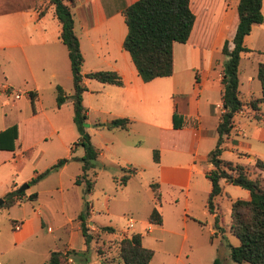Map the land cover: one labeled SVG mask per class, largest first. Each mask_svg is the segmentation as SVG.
<instances>
[{
    "label": "crops",
    "instance_id": "obj_1",
    "mask_svg": "<svg viewBox=\"0 0 264 264\" xmlns=\"http://www.w3.org/2000/svg\"><path fill=\"white\" fill-rule=\"evenodd\" d=\"M134 1L136 0H74L72 9L74 31L84 58L83 64L89 56L92 63L100 65L96 70H114L122 80L120 86L101 82H99L101 86H95L89 84L90 79L84 78L87 90L83 93V103L87 107L86 100L88 101L89 95L93 92L110 97L113 111L108 113L112 119H130L131 123L128 128L121 129L129 131L134 122L155 125L152 120H146L144 116L154 114L153 111L158 114L157 104L160 103V99L163 100L158 105L162 104L164 115L168 114L170 121L167 125L157 126V144L161 151L158 154V161H153L156 168L153 171L154 179L150 180L149 184L157 183L160 191L168 186L185 192L187 207L182 218L186 225L189 210L188 196L192 185L195 187L193 192L200 196L203 209L208 211L206 201L211 190V183L206 174L212 169V164L208 161V153L207 155L199 154V148L204 139L216 137L217 140L216 126L223 111L221 73L223 63L227 59L221 49L224 42L230 40L235 31L239 0H190L189 6L195 19L187 41L173 44L172 74L167 77H157L148 82L142 81L130 55L122 49V41L127 28L121 11ZM261 12L264 18V0H262ZM15 23H18V26H11ZM256 28H261L264 31V20L261 24L253 25L250 33L244 37L243 43L250 51L258 50L255 45L247 43ZM59 34L60 23L54 14L53 5L49 4L48 0H26L24 4H19L18 8L0 10V69L2 71L0 132L14 125L17 127V138L14 141L13 149L7 147L11 143L7 136L6 138L0 137V165L12 160L15 164L13 168L16 169L15 160H18V155L29 156L36 148L37 143L45 140L48 134L55 133L58 136L59 132L65 129V127L61 128L56 125L46 116L41 93L49 92L54 87L56 90L58 85L62 89L68 87L70 75L72 79L67 48L60 40ZM250 51L241 53L238 75L241 60L248 57ZM190 72L193 73V77L186 80ZM252 81V76H247V82ZM187 82H189V86L186 87ZM29 92L35 94L33 104ZM239 92L243 100L258 97L254 96L251 91L244 98L240 88ZM22 93L26 105H31V110L26 116L20 117L19 112L22 104L19 103V100ZM16 95L18 97H15ZM149 103H153L156 107H148ZM53 104L56 106V101ZM60 107L56 109H60ZM262 109L264 110V104ZM174 111L182 116L183 125L180 128L172 126ZM247 112L249 113V108L244 107L235 114L234 126L222 150L223 153L224 149L235 147L237 158L241 159V162L238 163L241 164H253L256 158H262L261 153L256 151L253 153L252 151L251 153L239 151L238 147L250 150V145L231 138L232 134L241 132V125L235 122L237 115L244 114L251 118ZM41 115L44 116L45 122L39 124L36 121H38L37 117ZM257 122L261 126L254 134L257 140L264 142V120L261 118ZM107 126L110 125L107 124ZM75 146L71 145L69 150L76 149ZM83 152L82 148V152L77 157L78 160ZM56 156L55 160L58 161L61 158L70 157V154L61 155L64 157ZM122 160L127 164L122 168L136 167L137 171L130 176L125 185H119L118 193L120 194L124 193L127 184L140 172L138 166H142L131 159L122 158ZM203 160L206 161L207 166L201 170L198 161ZM68 163L69 161L55 170L58 175H61ZM38 172L40 171L34 170L30 178L36 176ZM79 174L75 176L74 183ZM202 174L209 181V186L204 183H193V176ZM17 178L18 173L15 174V180H12L9 185L0 179V187L5 188V191L1 193L2 197L14 190L17 186ZM222 181L229 183L222 179L220 185ZM38 212L35 215H38ZM160 213L162 224L156 231L160 234L165 231L175 233L174 230L165 226L164 211H160ZM210 214L213 219L215 214L219 216L218 202L216 213ZM33 220L34 217H29L18 223V228L14 230L18 231L16 237L19 241L33 234ZM102 227H111L114 231H107V233L112 234V238L117 236L116 227L113 225ZM77 229L80 230L79 222ZM90 229H96V227L91 225ZM147 231L151 233L152 227L148 226ZM65 247L75 249L70 242Z\"/></svg>",
    "mask_w": 264,
    "mask_h": 264
},
{
    "label": "rangeland",
    "instance_id": "obj_2",
    "mask_svg": "<svg viewBox=\"0 0 264 264\" xmlns=\"http://www.w3.org/2000/svg\"><path fill=\"white\" fill-rule=\"evenodd\" d=\"M25 2L26 0H0V10L18 8L19 4ZM11 26L16 27L18 23ZM249 39L247 43L255 45L258 50L250 51L248 57H244L239 66V88L244 98L251 91L254 96L261 94L256 69L259 61L264 62V31L256 28ZM98 67L100 65L92 63L87 56L82 65V72L97 71ZM247 76H252L253 81L248 83ZM192 77L193 73L190 72L186 80ZM0 79H2L1 69ZM89 82L101 86L93 79ZM188 84L189 82L186 87L189 86ZM63 89L67 98L60 109H56L57 105L53 104L56 101L55 87L49 92L41 93L46 116L65 129L60 131L58 136L55 133L48 134L45 140L37 143L29 156L18 155V160H15L16 169L13 168L15 164L12 160L0 165V179L3 183L9 185L18 173L17 186L14 188V191H17L20 186L31 180L30 175L34 170L42 172L56 162V155L59 157L64 153L70 154L69 163L61 175L55 170L50 171L23 190L22 200L18 204L10 208L2 206L3 202L0 204V264H49L51 252L67 250L65 246L69 242L74 250L80 253L77 257L68 255L73 258L74 264H103V258L106 264H121L115 241L123 233L129 236L137 232L142 235L144 245L155 251L149 264H211L217 256H220L225 264H250L234 262L229 256L231 246L239 243L238 238L230 230V200L248 199L247 190L235 183L221 182L222 194L217 198L220 216L217 227L213 226L214 219L209 211L203 209L199 194L193 192L195 189L193 185L188 196L189 210L186 225L182 218L187 207L184 191L168 186H165L163 191L158 188L161 207L160 204L155 205L153 192L148 184L154 179L153 171L156 168L153 163L154 155L157 152L160 154L161 151L157 144V126L167 125L170 121L168 114L164 115L162 104L158 105L162 103V99L157 104L158 114L153 111L154 114L144 116L146 120H152L155 125L134 122L130 126L131 130L124 131L111 124L107 126L112 119L109 114L113 111L111 98L97 92L91 93L88 101L86 100L88 113L85 128L100 154L97 156L95 167L88 173V177L93 179L92 190L85 193L83 183L76 185L74 178L81 172L77 157L82 152V147L76 143L79 134L72 119L71 75L68 87ZM19 103L22 104L19 116H26L31 110V105H26L23 93ZM147 106L156 107L153 103ZM148 110L150 111L149 108ZM249 116L251 118L244 114L237 115L235 122L241 125V132L232 134L231 138L250 145V150L238 147L239 151L259 152L262 155L260 159L264 161V142L257 140L254 134L261 125L257 120L252 119L251 115ZM43 117L42 115L37 117L36 122L44 123ZM262 118L264 120V116ZM215 143L216 137L204 139L200 143L199 154L207 155L214 148ZM73 144L76 145V149L70 151L69 147L71 148ZM234 149L235 147L224 149L221 157L225 160L241 162ZM122 158L137 161L142 166H138L140 172L127 184L124 193L120 194L118 190L123 174L122 167L127 166ZM246 165L249 175L252 178L258 176L264 189V170L256 168L254 164ZM198 166L203 170L207 163L204 160L198 161ZM193 183H204L209 186V181L203 174L194 175ZM3 191L5 188L0 187V199L4 198L1 196ZM32 194L36 196L32 197ZM86 204L89 206L87 214ZM154 206L161 212L164 211L165 226L175 233L165 231L160 234L156 231L160 228V224L149 221V214ZM37 211L39 216L35 215ZM80 214H83L89 226V233L95 237L88 246L84 243L81 231L77 229ZM29 217H34V232L19 241L16 237L18 231L14 230L15 226L22 219ZM129 218L132 220V227L128 226ZM90 222L96 229H90ZM104 225L116 227L117 236L112 238V234L101 229ZM148 226L152 227L151 233L147 231ZM82 252L84 253L81 254Z\"/></svg>",
    "mask_w": 264,
    "mask_h": 264
},
{
    "label": "trees",
    "instance_id": "obj_3",
    "mask_svg": "<svg viewBox=\"0 0 264 264\" xmlns=\"http://www.w3.org/2000/svg\"><path fill=\"white\" fill-rule=\"evenodd\" d=\"M54 7V14L60 23V40L66 46L70 69L72 74L71 102L73 109V122L78 131L77 144L83 148L80 160V174L75 179V184H84V192L89 193L93 187V179L88 177L89 171L95 167L98 150L91 141V135L86 131L87 108L83 103V93L87 90L84 78L94 79L101 83L122 85L120 75L114 70H97L82 72L83 55L80 51L79 40L74 31L73 6L74 0H48ZM190 0H136L122 9L121 13L127 28L122 41V49L130 55L138 75L144 82L157 77H167L173 72V44L185 43L192 29L195 16L189 6ZM262 0H239L237 4L238 21L235 31L230 40H226L221 52L227 57L223 63L221 73L222 106L216 126L217 140L214 148L208 153V161L212 169L206 174L211 183L206 207L210 213H216L217 198L221 195L220 181L225 179L235 183L249 193L248 199L235 198L230 200V230L238 238V245L231 246L230 258L237 263L264 264V189L258 176L252 178L249 175L247 165L232 162L221 158L223 145L230 136L234 126V116L244 107L249 108V114L255 119L264 116L262 105L264 104V62L257 63L256 78L260 82L261 94L243 100L239 92L238 64L242 52H248L243 41L253 25L261 24L264 20L261 12ZM31 103L35 99L34 92H29ZM66 93L61 86H56V105L60 107ZM131 120L128 118H114L111 125L127 129ZM100 125V124H97ZM183 119L177 111L172 114V126L180 128ZM9 138L10 149L15 147L17 127L11 126L0 132V137ZM2 145V144H1ZM3 146V145H2ZM70 158H61L38 173L28 181L35 183L40 177L50 171L57 170ZM154 161H158V152L154 155ZM254 166L264 170V162L256 158ZM119 185H125L131 175L137 171L136 167L122 168ZM155 201L160 204V193L157 191L158 184H149ZM23 191H11L3 196L2 206L11 207L22 200ZM36 196L35 194L31 195ZM88 204L86 211L88 213ZM80 231L86 246L95 237L89 233V227L83 214L79 215ZM149 221L162 224V216L156 206L149 214ZM219 216H214V227H217ZM107 231H114L111 227H102ZM117 256L121 264H149L155 251L142 243L140 233H131L129 236L121 235L115 241ZM87 250V249H86ZM100 250V249H99ZM82 252L81 254H83ZM75 250L52 251L49 264H65L68 255L79 256ZM102 263L106 264L103 258ZM211 264H225L224 260L217 256Z\"/></svg>",
    "mask_w": 264,
    "mask_h": 264
},
{
    "label": "built area",
    "instance_id": "obj_4",
    "mask_svg": "<svg viewBox=\"0 0 264 264\" xmlns=\"http://www.w3.org/2000/svg\"><path fill=\"white\" fill-rule=\"evenodd\" d=\"M15 97H18V95H16ZM128 226L129 227H132V220L130 218L128 219ZM17 228H18V226L16 225L15 226V229H17ZM66 264H74L73 258L70 257V256H68L67 257V263Z\"/></svg>",
    "mask_w": 264,
    "mask_h": 264
},
{
    "label": "water",
    "instance_id": "obj_5",
    "mask_svg": "<svg viewBox=\"0 0 264 264\" xmlns=\"http://www.w3.org/2000/svg\"><path fill=\"white\" fill-rule=\"evenodd\" d=\"M108 125H110L111 124V122H109V123H107ZM28 187V183H25V184H23L22 186H20L18 189H17V192H21V191H23L25 188H27ZM3 202V199H0V204Z\"/></svg>",
    "mask_w": 264,
    "mask_h": 264
}]
</instances>
